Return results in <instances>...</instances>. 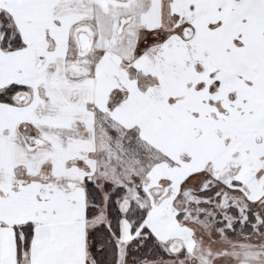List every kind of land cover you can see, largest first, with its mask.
Returning <instances> with one entry per match:
<instances>
[{
  "label": "snow or ice",
  "instance_id": "1",
  "mask_svg": "<svg viewBox=\"0 0 264 264\" xmlns=\"http://www.w3.org/2000/svg\"><path fill=\"white\" fill-rule=\"evenodd\" d=\"M0 264H264V0H0Z\"/></svg>",
  "mask_w": 264,
  "mask_h": 264
}]
</instances>
